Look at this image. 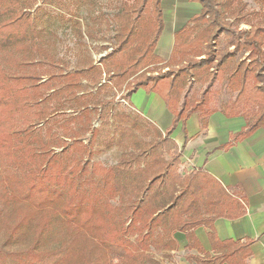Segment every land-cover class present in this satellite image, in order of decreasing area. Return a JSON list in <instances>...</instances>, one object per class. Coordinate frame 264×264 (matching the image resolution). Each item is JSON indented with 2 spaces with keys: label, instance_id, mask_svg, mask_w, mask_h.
Listing matches in <instances>:
<instances>
[{
  "label": "trees",
  "instance_id": "obj_1",
  "mask_svg": "<svg viewBox=\"0 0 264 264\" xmlns=\"http://www.w3.org/2000/svg\"><path fill=\"white\" fill-rule=\"evenodd\" d=\"M251 1L256 9L246 0H188L199 12L173 32L165 60L155 53L165 28L161 0H121L110 20L111 50L67 71L64 59L42 45L34 0H0V173L8 203L25 207L10 222L0 220V242L28 247L14 264H160L154 252L175 250L177 232L185 235V251L203 253L187 254L188 261L245 264L250 243L219 241L212 229L217 218L243 216V205L205 171L181 174L183 147L171 135L178 122L186 135L192 114L206 129L215 112L245 122L223 149L264 130V0ZM75 33L81 42L79 27ZM221 36L226 41L218 47ZM163 68L167 82L152 75ZM178 74L182 87L170 103L176 119L165 132L138 113L141 125L113 112L103 96L123 86L126 100L139 89L161 94ZM217 86L234 95L219 109ZM95 118L113 128L106 141L132 138L135 130L151 137L132 138V149L105 167L90 161L92 140L83 142L98 132ZM54 225L72 235L57 249H41ZM200 226L210 230L217 255L203 252L193 233Z\"/></svg>",
  "mask_w": 264,
  "mask_h": 264
},
{
  "label": "crops",
  "instance_id": "obj_2",
  "mask_svg": "<svg viewBox=\"0 0 264 264\" xmlns=\"http://www.w3.org/2000/svg\"><path fill=\"white\" fill-rule=\"evenodd\" d=\"M162 6L165 29L156 51L163 48L162 54L169 55L173 32L191 15L198 13L200 7L195 3H187L186 0H169L168 3L163 1ZM187 16L189 17L186 19ZM128 103L136 113L162 132L176 119L170 104L161 94L146 93L139 89L130 96ZM244 125L242 117L227 118L220 112H215L208 118L206 129L201 130L197 114H192L186 122V135L178 122L171 137L179 147H183L179 168L181 174L194 169L205 171L245 209V214L239 218L214 220L212 229L217 239L240 244L249 242L245 264H264V130L259 128L242 141L223 149L231 135L239 132ZM193 233L204 253L210 257L217 255L212 250L208 238L210 230L207 227L200 226ZM173 237L177 248L167 253L172 256L170 259L175 264H196L188 261L187 254L203 258V253L196 249L185 251L187 240L183 233L177 232Z\"/></svg>",
  "mask_w": 264,
  "mask_h": 264
},
{
  "label": "rangeland",
  "instance_id": "obj_3",
  "mask_svg": "<svg viewBox=\"0 0 264 264\" xmlns=\"http://www.w3.org/2000/svg\"><path fill=\"white\" fill-rule=\"evenodd\" d=\"M120 1L121 0H34L31 12L36 16L35 23L37 27L42 29L44 33L42 45L45 46L54 57L64 59V68L67 71H72L84 68L91 63H96L100 57L111 50L110 45L114 43L115 25L113 22H110V20L115 14ZM163 1L166 3L169 2V0H161V2ZM186 2L188 3V0H186ZM246 2L248 3V9H256V6L251 0H246ZM60 13L65 14L64 19L78 22L75 28L72 26V22L63 20L59 17ZM189 16H187L186 19ZM77 27L80 28L84 36L81 42L75 33ZM240 28L249 29V27L243 24H240ZM225 41L226 37L221 36L217 46H223ZM107 47L108 49L105 50L104 48ZM155 53L165 60L168 59L169 55H167V53L162 54L163 48H160V50ZM244 56L246 55L244 54L243 57ZM166 71L167 68H163L152 73V75L155 77L159 74V80L162 81L164 79L163 81L167 82L171 77L166 76ZM102 78L104 79L103 75ZM83 83H85V81H83ZM181 87V75L178 74L174 77L172 85L162 90L161 95L163 99L170 104L172 99L179 93ZM194 87H196L195 84L193 85V88ZM123 89L124 86L120 92L112 88L107 90V93L103 95L104 99L113 101L112 106L115 107L113 112L116 110L118 112H125L130 115L131 119H136L138 125H141L142 122L136 116V112L130 107L128 100L123 98L125 95ZM218 89L219 92L215 95L216 109H219L222 104L231 101L234 97V95L226 90ZM93 91H95V88ZM109 122H111V120H109ZM93 128L98 131L95 134L96 138L95 136L91 138V134H88L86 138L83 139V142L88 143L92 140L90 150L93 153V157L90 161L105 167H114L118 163L121 155L132 149V138L149 140L151 137L140 134L141 132L139 133L135 130L132 138L127 136L121 141H118L115 137L112 141H106L108 138L107 134L111 132L113 128L107 124H101L96 118L93 121ZM148 132L151 135V132ZM140 165L144 166L145 163L141 162ZM5 183L4 176L0 173V220L3 223L10 222L12 217L18 215V211H25L24 206H20V209H14L10 203H8L10 196L5 190ZM71 235L72 232L70 228L54 225L41 249H57L61 244L67 241ZM1 237L2 233L0 234V238ZM27 249L28 247H26V245L3 248L2 242H0V264H14L15 256L26 252ZM154 257L160 264H175L174 261L170 259L172 256L169 255L167 251H156L154 252Z\"/></svg>",
  "mask_w": 264,
  "mask_h": 264
}]
</instances>
